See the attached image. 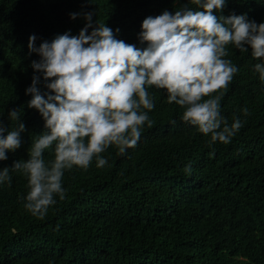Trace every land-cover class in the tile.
<instances>
[{"label": "trees", "instance_id": "1", "mask_svg": "<svg viewBox=\"0 0 264 264\" xmlns=\"http://www.w3.org/2000/svg\"><path fill=\"white\" fill-rule=\"evenodd\" d=\"M185 5L188 0H0V118L14 129L18 122L8 111L16 108L26 126L21 147L7 152L0 168L28 160L45 131L42 115L28 107L33 75L41 77L42 94H54L45 86L51 81L31 67L40 56L29 53L30 36L36 47L65 32L78 36L87 21L69 14L91 11L93 28L96 22L118 28L117 39L143 49V20ZM214 14L264 23V0H226ZM228 50L239 71L222 98V115L243 124L229 144L216 142L210 157V136L182 120L184 109L167 102L166 90L150 88L153 126L145 125L123 155L110 146L103 168L94 159L87 170H65V199L57 196L44 219L24 207L26 176L12 172L11 184H0V264H264V82L250 48ZM45 159H54V146Z\"/></svg>", "mask_w": 264, "mask_h": 264}, {"label": "clouds", "instance_id": "2", "mask_svg": "<svg viewBox=\"0 0 264 264\" xmlns=\"http://www.w3.org/2000/svg\"><path fill=\"white\" fill-rule=\"evenodd\" d=\"M225 2L188 0L174 14L165 10L146 17L138 35L140 43L147 44L143 49L117 39L118 28L114 32L98 22L93 28L91 11L69 14L73 20L82 15L87 21L78 36L65 32L39 47L37 37L30 36L29 53L40 56L31 67L51 81L45 86L54 94H42L37 86L41 77L33 75L26 89L32 96L28 107L42 115L45 131L34 139L28 160L0 168V184L10 185L12 172L26 176L29 191L22 197L24 207L44 219L57 196L65 199V170L74 166L87 170L94 159L103 168L108 160L102 154L110 146L123 155L139 142L145 125L153 126L152 87L166 90L167 102L184 109L182 120L210 136V157L216 142L229 144L243 124L239 118L229 124L222 115V98L239 71L226 58L228 49L245 53L250 48L260 61L253 70L264 82V23L249 21L245 15L214 14L223 11ZM89 28H93L90 34ZM242 111L249 115L247 108ZM8 118L18 123L10 130L0 118V161L21 147V133L26 131L19 109H10ZM53 146L54 159L46 161L45 151ZM184 172L192 173L190 163Z\"/></svg>", "mask_w": 264, "mask_h": 264}]
</instances>
